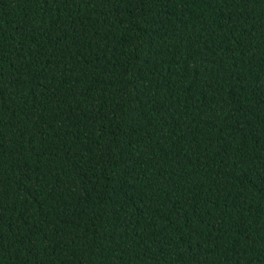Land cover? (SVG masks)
<instances>
[{"label": "trees", "instance_id": "trees-1", "mask_svg": "<svg viewBox=\"0 0 264 264\" xmlns=\"http://www.w3.org/2000/svg\"><path fill=\"white\" fill-rule=\"evenodd\" d=\"M0 264H264V0H0Z\"/></svg>", "mask_w": 264, "mask_h": 264}]
</instances>
